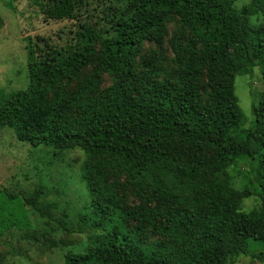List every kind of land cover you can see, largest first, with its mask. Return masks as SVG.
Masks as SVG:
<instances>
[{
  "label": "trees",
  "instance_id": "16d2710c",
  "mask_svg": "<svg viewBox=\"0 0 264 264\" xmlns=\"http://www.w3.org/2000/svg\"><path fill=\"white\" fill-rule=\"evenodd\" d=\"M78 1L55 0L44 14L71 18ZM235 2L129 0L110 37L95 36L101 52L84 43L57 61L38 57L27 39L28 83L0 91V127L34 148L84 155L89 212L80 218L95 233L83 252L65 253L64 264L264 260L251 249V242L264 244V87L251 106L249 128L235 95L238 75L258 68L264 81V14L251 22L264 0H249L238 11ZM170 16L188 33L171 40L174 67L162 74L158 54L137 56L146 40L162 43ZM90 65L78 89L66 92ZM106 73L112 82L99 90ZM236 162L244 165L240 174L230 173ZM123 181L139 200L132 208ZM44 193L42 185L30 196L0 188V237L10 229L32 230L26 207L42 212ZM251 197L258 207L243 211Z\"/></svg>",
  "mask_w": 264,
  "mask_h": 264
},
{
  "label": "rangeland",
  "instance_id": "374dc122",
  "mask_svg": "<svg viewBox=\"0 0 264 264\" xmlns=\"http://www.w3.org/2000/svg\"><path fill=\"white\" fill-rule=\"evenodd\" d=\"M55 0H0V91L5 94L25 89L28 83L26 41L30 39L34 52L39 57L46 54L51 61H57L81 44H93L101 52V39L110 37L116 17L126 13L129 0H79L73 16L68 19L53 20L45 16L44 10ZM249 0H236L233 8L240 10ZM264 9L251 19L258 23ZM187 34L181 21L170 16L165 22L164 37L161 44L146 40L139 47L138 59L149 53L159 55L162 74L174 67L171 40ZM94 65L81 71L79 77L66 85V92L78 89L81 82L90 74ZM112 82L110 74L101 77L99 90ZM264 87L258 68L250 75L235 78V95L244 114V128L252 121L251 106L256 95ZM84 155L80 150L56 153L50 147L36 148L16 140L8 126L0 127V188L12 193L30 196L35 187L42 185L45 193L40 197L39 208L42 212L27 206L26 210L33 229L24 232L10 229L0 237V254L3 264H64L67 252H83L91 244L95 230L84 223L80 215L89 212V197L85 183L81 180L80 170ZM244 169L241 163H234L230 173L240 174ZM234 174V175H235ZM239 185L240 181L235 180ZM126 205L130 208L139 204L133 196L132 188L122 182ZM256 197L246 199L241 204L243 211L258 207ZM60 221L70 228L66 230ZM130 227L134 222H129ZM155 237H148L153 241ZM252 250L264 254V244L251 242ZM230 264H264L246 256L235 258Z\"/></svg>",
  "mask_w": 264,
  "mask_h": 264
}]
</instances>
